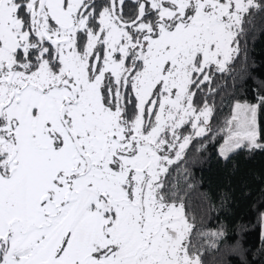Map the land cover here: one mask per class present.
I'll return each mask as SVG.
<instances>
[{
    "label": "snow or ice",
    "instance_id": "6c2138e0",
    "mask_svg": "<svg viewBox=\"0 0 264 264\" xmlns=\"http://www.w3.org/2000/svg\"><path fill=\"white\" fill-rule=\"evenodd\" d=\"M259 16L264 0H0V264H207L251 229L264 242V199L215 229L191 208L209 146L264 152Z\"/></svg>",
    "mask_w": 264,
    "mask_h": 264
},
{
    "label": "trees",
    "instance_id": "16d2710c",
    "mask_svg": "<svg viewBox=\"0 0 264 264\" xmlns=\"http://www.w3.org/2000/svg\"><path fill=\"white\" fill-rule=\"evenodd\" d=\"M248 60L256 65L254 73L264 77V16L256 18L254 31L248 37ZM204 156L203 162L192 167L197 190L191 195V208L197 221L203 218L213 229L221 224L230 227L251 222L253 205L264 199V152L249 155L242 151L225 162L209 146ZM203 194L211 195L212 201L203 199ZM225 197L227 202L221 206ZM239 239L241 245L234 249L222 246L218 252L209 251L205 256L207 264H264V255H260L264 242L259 232L251 229Z\"/></svg>",
    "mask_w": 264,
    "mask_h": 264
}]
</instances>
